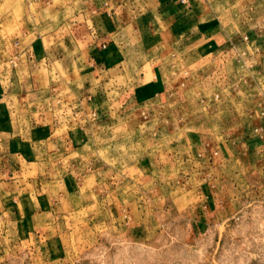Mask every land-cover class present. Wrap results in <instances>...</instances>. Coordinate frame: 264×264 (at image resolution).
I'll return each instance as SVG.
<instances>
[{
  "label": "rangeland",
  "instance_id": "obj_1",
  "mask_svg": "<svg viewBox=\"0 0 264 264\" xmlns=\"http://www.w3.org/2000/svg\"><path fill=\"white\" fill-rule=\"evenodd\" d=\"M95 8L0 0V143H36L12 165L14 190L0 185V264H264V156L229 146L258 120L244 110L264 108V73L186 86L187 101L166 116L127 110L98 128L92 108L86 120L75 113L79 76L68 84L61 65L10 62L15 47H48Z\"/></svg>",
  "mask_w": 264,
  "mask_h": 264
},
{
  "label": "crops",
  "instance_id": "obj_2",
  "mask_svg": "<svg viewBox=\"0 0 264 264\" xmlns=\"http://www.w3.org/2000/svg\"><path fill=\"white\" fill-rule=\"evenodd\" d=\"M93 3L96 8L91 13H79L75 21L71 18L63 37L55 32L48 47L41 38L24 48L19 45L10 62L14 67L18 61L21 66L28 65L30 71L50 72L55 68L58 73L61 65L68 84L79 76L82 87L75 99L80 107L75 113L86 120L88 107L92 108L98 128L109 127L110 117H119L127 110L146 119L166 116L187 101L186 86L190 90L212 83L227 88L244 78L238 74L239 69L252 77L264 73V0ZM35 44L43 54L34 49ZM232 62L235 68L229 71ZM72 108L73 105L66 108L64 114ZM244 111L253 113L258 120L241 125L229 146H242L264 156V108ZM58 125L55 122L50 130ZM78 126L80 131L87 128L86 122ZM33 129L40 133L42 126L38 124ZM54 141L59 144L57 139ZM66 143L69 146L71 141L66 139ZM22 144L36 148V143H27L20 137L0 143V185L9 184L8 190H14L19 179L12 165L18 164L21 157L26 159Z\"/></svg>",
  "mask_w": 264,
  "mask_h": 264
},
{
  "label": "built area",
  "instance_id": "obj_3",
  "mask_svg": "<svg viewBox=\"0 0 264 264\" xmlns=\"http://www.w3.org/2000/svg\"><path fill=\"white\" fill-rule=\"evenodd\" d=\"M182 3H187L188 0H180Z\"/></svg>",
  "mask_w": 264,
  "mask_h": 264
}]
</instances>
